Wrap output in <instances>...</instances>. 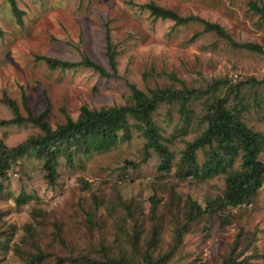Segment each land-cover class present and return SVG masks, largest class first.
Wrapping results in <instances>:
<instances>
[{
    "label": "rangeland",
    "instance_id": "rangeland-1",
    "mask_svg": "<svg viewBox=\"0 0 264 264\" xmlns=\"http://www.w3.org/2000/svg\"><path fill=\"white\" fill-rule=\"evenodd\" d=\"M15 1L20 18L0 0V157L40 133L27 121L7 124L17 113L26 119L47 112L55 129L77 120L84 106L98 111L130 104L131 86L145 93L185 86L198 98L184 109L159 103L152 115L174 154L169 170L159 167L155 151H146L134 126L128 140L107 151L73 155L70 163L60 156L54 184L44 153L8 159L7 179L0 178V264H27L24 259L36 254L42 257L35 264H69L72 257H101V249L137 261L147 251L163 258L161 264H223L235 251L237 264H264V181L241 203L226 193L225 174L176 175L185 144L206 127L202 117L214 96L264 133V20L256 11L264 0ZM148 4L188 21L154 17ZM205 23L260 50L236 47ZM85 58L105 74L81 64ZM47 59L75 66L50 69ZM219 80L223 84H215ZM208 151H197L200 166ZM259 159L264 164V153ZM189 204L203 210L194 220L185 218ZM153 226L159 228L155 245Z\"/></svg>",
    "mask_w": 264,
    "mask_h": 264
},
{
    "label": "trees",
    "instance_id": "trees-1",
    "mask_svg": "<svg viewBox=\"0 0 264 264\" xmlns=\"http://www.w3.org/2000/svg\"><path fill=\"white\" fill-rule=\"evenodd\" d=\"M7 1L16 16L20 18L23 12L17 7L16 1ZM145 7L154 17L170 19L177 24L188 21L187 18L179 17L175 12L154 4H148ZM256 11L261 13V18L264 20V8H259ZM205 29L225 38L236 47H244L255 51L260 50L257 45H239L234 41H230L228 35L216 24L205 23ZM105 42L108 59L111 61L112 54L110 50L112 47L108 34H106ZM47 63L50 69L75 66L73 63L58 59H47ZM81 64L93 68L102 75L105 74L100 65L87 58ZM218 83L221 85L223 81L215 82V84ZM196 98H198L196 90L188 89L185 86L181 90L164 88L155 89L149 91V93L131 86L130 104L103 108L98 111L89 110L84 106L81 108L77 120L68 119L65 124L58 125L55 129H51L46 121L47 112L39 116L29 115L26 119L17 113L16 118L8 121L7 124H21L27 121L39 128L40 133L37 136L28 137L22 144L11 148L5 156L0 157V178L7 179L5 172L9 169L8 159L27 151H37L47 156L45 161V167L48 171L47 179L50 184H54L57 159L60 156L68 158L70 163L73 155H87L107 151L118 141L128 140L132 126L140 131V135L145 139L146 151L152 149L161 158L159 167L162 170H169L174 154L164 144V137L160 132V128L154 123L152 115L159 103L168 102L171 104L178 102L181 108L184 109L188 101ZM206 107L207 109L202 117L206 127L197 137L185 144L176 175L179 179L194 178L201 180L209 176L225 174L226 193L241 198V203L249 201L264 181V164L259 159V156L264 153V133L254 132L249 128L241 120L237 111L227 108L224 99L214 96L212 101L206 103ZM14 111H17L16 107ZM129 120H133L134 123L129 124ZM205 147L209 148L208 152L210 153L200 166L196 153ZM237 158L240 162L236 168H233ZM17 202L21 201L17 199ZM228 204L235 206V202L228 201ZM220 208L224 207L221 206ZM186 211L185 218L188 220L196 219L203 212L199 206L193 204H189ZM158 235L159 228L153 226L150 238L153 245H155ZM101 253V257L86 255L72 257L67 260H69V264H161L163 259H154L152 254L147 251L139 261L133 257H127L125 254L114 257L108 254L107 249H101ZM41 257L42 254L30 255L24 261L27 264H35L34 260L41 259ZM59 260L63 262L64 259ZM237 260L238 255L235 254V251H231L229 256L224 259L223 264H237Z\"/></svg>",
    "mask_w": 264,
    "mask_h": 264
}]
</instances>
